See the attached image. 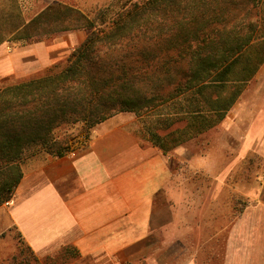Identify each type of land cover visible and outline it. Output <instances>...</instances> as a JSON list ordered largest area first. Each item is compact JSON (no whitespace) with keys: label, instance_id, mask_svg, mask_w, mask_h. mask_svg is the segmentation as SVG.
Instances as JSON below:
<instances>
[{"label":"trees","instance_id":"16d2710c","mask_svg":"<svg viewBox=\"0 0 264 264\" xmlns=\"http://www.w3.org/2000/svg\"><path fill=\"white\" fill-rule=\"evenodd\" d=\"M120 1L104 25L61 0L0 34L1 44L88 32L65 63L15 84L0 81V206L12 200L27 159L69 153L57 130L81 125L89 138L129 112L169 153L223 122L264 64V0ZM212 251L203 264H220L221 252ZM11 264L52 263L23 246Z\"/></svg>","mask_w":264,"mask_h":264},{"label":"crops","instance_id":"0c3cea01","mask_svg":"<svg viewBox=\"0 0 264 264\" xmlns=\"http://www.w3.org/2000/svg\"><path fill=\"white\" fill-rule=\"evenodd\" d=\"M31 1L41 6L36 16L61 0ZM87 35L77 29L19 46L4 41L0 81L15 84L65 63ZM146 132L141 118L120 113L97 125L82 148L28 159L12 200L0 206V264L19 254L21 246L11 261L1 258L16 241L52 264H197L179 263L175 249L183 251L181 241L198 225L194 200L178 190L174 149L164 153ZM223 264H264V184L233 222Z\"/></svg>","mask_w":264,"mask_h":264},{"label":"rangeland","instance_id":"374dc122","mask_svg":"<svg viewBox=\"0 0 264 264\" xmlns=\"http://www.w3.org/2000/svg\"><path fill=\"white\" fill-rule=\"evenodd\" d=\"M65 1L92 17H101L97 20L100 25L107 24L123 5L120 0ZM36 3L0 0V34L7 37L23 22L29 21L41 7L38 1ZM51 25L55 26L50 24L49 27ZM8 42L17 46L24 43L14 39ZM57 131L59 141L72 153L86 145L93 130L89 138L81 125ZM41 155L48 154L36 156ZM169 156L178 190L184 198L194 200L193 222H198L189 240L181 241L183 251L181 244L175 245V249L182 253L179 263L195 259L196 263L203 264L206 253L213 250L217 254L221 252L220 264H223L233 222L259 198L264 184V64L245 86L223 122L176 147ZM201 230L203 234L200 236L196 232ZM14 244L1 255V258L5 256L3 262L11 261L9 256L23 247L17 241Z\"/></svg>","mask_w":264,"mask_h":264},{"label":"built area","instance_id":"2783aa9c","mask_svg":"<svg viewBox=\"0 0 264 264\" xmlns=\"http://www.w3.org/2000/svg\"><path fill=\"white\" fill-rule=\"evenodd\" d=\"M7 203H9V202H7Z\"/></svg>","mask_w":264,"mask_h":264}]
</instances>
